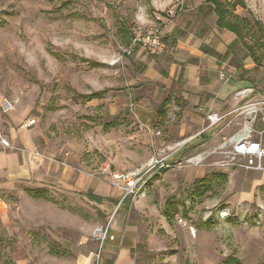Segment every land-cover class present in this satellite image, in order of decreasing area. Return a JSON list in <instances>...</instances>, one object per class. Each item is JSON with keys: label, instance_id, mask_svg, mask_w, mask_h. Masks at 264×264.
<instances>
[{"label": "rangeland", "instance_id": "1", "mask_svg": "<svg viewBox=\"0 0 264 264\" xmlns=\"http://www.w3.org/2000/svg\"><path fill=\"white\" fill-rule=\"evenodd\" d=\"M243 2L233 14L246 20L245 42L264 41V0ZM188 6L0 0V149L22 154L31 171L0 183V264H105L106 245L124 241L139 264H264V171L231 156L242 136L264 146V105L254 107L264 103V50L255 48L256 64L239 43L215 73L242 82L236 97H247L215 126L182 98L200 92L156 79L174 43L161 55L125 54L122 20L132 36L164 31L189 19ZM167 201L177 204L170 221Z\"/></svg>", "mask_w": 264, "mask_h": 264}, {"label": "crops", "instance_id": "2", "mask_svg": "<svg viewBox=\"0 0 264 264\" xmlns=\"http://www.w3.org/2000/svg\"><path fill=\"white\" fill-rule=\"evenodd\" d=\"M187 3L191 7L188 20L179 17L165 23L162 31L164 42L170 41L174 46L170 49L167 47L168 55L160 58L156 79L163 86H167V81L170 80L185 90H197L201 96L192 97L185 91L182 98L189 103L197 102L205 115H224L223 111H231L247 98L236 97L242 82L220 83L215 75L224 70L230 50L237 45L236 37L217 27L214 12L213 16L210 15L212 7L204 0H187ZM142 51L144 49L140 52ZM29 178L31 171L25 157L20 153L0 149V183ZM132 249L133 246L128 241L120 246L106 245L105 264H139Z\"/></svg>", "mask_w": 264, "mask_h": 264}, {"label": "trees", "instance_id": "3", "mask_svg": "<svg viewBox=\"0 0 264 264\" xmlns=\"http://www.w3.org/2000/svg\"><path fill=\"white\" fill-rule=\"evenodd\" d=\"M207 5H210L213 8V12L216 16V25L220 30L228 31L235 35L237 44L241 43L246 50L249 53L250 58L253 60L254 63L260 64V58L257 56L255 48H259L261 50H264V41L263 40H256L255 43L252 45H248L245 42L244 37V25L246 23L245 19L239 18L237 15L233 14V11L237 7H243L244 2L243 0H204ZM263 36H264V29H262ZM119 33L121 34V39L123 42V45L128 48L131 40H132V33L127 26L125 21H121V26ZM84 62L88 63V65L94 69L97 67H101L102 64L91 61V60H84ZM106 91L103 92H94L89 95H82L81 98L83 101L91 102L94 100H101L105 96ZM172 102L171 97H168L161 105V108L163 109V114L166 115L167 113V107ZM88 198H90L93 201H97L99 203H102L104 201H107V199H104L103 197L94 196L93 194H88ZM128 197L125 198V200ZM177 204L171 201H167L165 204V212L164 215L167 218V220H172L177 212ZM234 264H238V262L234 259L231 260Z\"/></svg>", "mask_w": 264, "mask_h": 264}, {"label": "built area", "instance_id": "4", "mask_svg": "<svg viewBox=\"0 0 264 264\" xmlns=\"http://www.w3.org/2000/svg\"><path fill=\"white\" fill-rule=\"evenodd\" d=\"M146 50L152 55H161L165 52L166 45L163 39L162 31L159 27H145L134 31L131 43L125 50L126 55H131L135 49ZM264 105V103L255 104L249 107ZM225 116L215 113L209 114L207 120L211 126L221 123ZM35 121H30L34 124ZM6 144V143H4ZM231 156L233 160L242 158L245 160L244 168L254 171H264L262 160L264 159V146L261 142L253 141L249 137H239L234 141ZM158 164H160L158 162Z\"/></svg>", "mask_w": 264, "mask_h": 264}]
</instances>
